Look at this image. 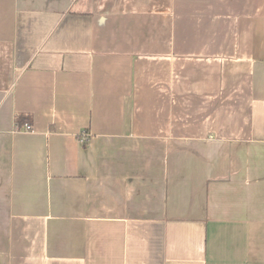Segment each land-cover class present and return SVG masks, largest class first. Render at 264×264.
<instances>
[{"label":"crops","instance_id":"crops-1","mask_svg":"<svg viewBox=\"0 0 264 264\" xmlns=\"http://www.w3.org/2000/svg\"><path fill=\"white\" fill-rule=\"evenodd\" d=\"M0 264H264V0H0Z\"/></svg>","mask_w":264,"mask_h":264},{"label":"built area","instance_id":"built-area-1","mask_svg":"<svg viewBox=\"0 0 264 264\" xmlns=\"http://www.w3.org/2000/svg\"><path fill=\"white\" fill-rule=\"evenodd\" d=\"M23 128H24V131H27V132H31L32 131V127L29 124H27V123L24 124ZM81 137H82V140L84 141L85 137H86V134L85 133L81 134Z\"/></svg>","mask_w":264,"mask_h":264},{"label":"trees","instance_id":"trees-1","mask_svg":"<svg viewBox=\"0 0 264 264\" xmlns=\"http://www.w3.org/2000/svg\"><path fill=\"white\" fill-rule=\"evenodd\" d=\"M21 119H22V121L20 120V118L18 119L20 124H21V122H25V118H24V119L21 118ZM26 119H27V118H26Z\"/></svg>","mask_w":264,"mask_h":264}]
</instances>
